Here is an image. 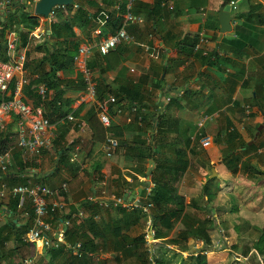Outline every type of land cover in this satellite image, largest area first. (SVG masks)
I'll return each instance as SVG.
<instances>
[{"label": "crops", "instance_id": "obj_1", "mask_svg": "<svg viewBox=\"0 0 264 264\" xmlns=\"http://www.w3.org/2000/svg\"><path fill=\"white\" fill-rule=\"evenodd\" d=\"M125 1L108 0L106 6L104 0H74L72 10L68 11L65 6L57 9V21L70 22L73 37L79 44L89 41L94 45L115 30L112 20L116 19V7ZM167 1L136 0L133 11L141 14L144 21L128 24L127 31L133 40L121 42L105 56L94 47L87 57L90 79L98 91L95 99L116 98L108 111L112 129L102 133L100 127H96L95 139L88 122L94 121L93 114L99 120L94 99L89 97L83 72L73 59L68 68L56 72L58 83L53 82L59 88L55 103L57 108L60 107L58 110L47 102L53 99L55 90L47 88L38 74L25 69L26 83L21 98L31 108H42L43 115L50 121V143L39 157L28 154L10 137L20 127L18 115L14 112L5 114L0 126V140L6 141L7 149L12 150L15 164L3 170L0 183L9 187L19 183H40L58 190L56 197L63 207L47 217L54 228V239L58 234L63 237L57 247H66L72 256H76L73 252L76 243L94 240L102 246L90 252L91 264H99L101 260L109 264L114 260L109 249L114 238L111 222L123 216V211L131 213L135 210L144 214L140 221H136L133 215L128 219L130 223L128 220L122 223L121 230L133 237L141 235L150 249H155L154 244L151 245L153 241L186 240L177 244L166 243V246L190 255L204 246L192 230L205 227L211 238V246L204 252L207 264H230L233 260H240L238 257L248 261L254 254L252 250L260 260L253 248L256 240L241 251L238 246L244 240H223L221 245H224L225 253L233 252L234 258L228 260V254L215 249L212 231L221 224L238 235L243 225L252 227L251 222L241 218L244 210L253 212L255 217L262 214L256 202L245 204L238 197L246 195L245 190L242 192L245 186L241 182L250 189L258 181L264 189V31L260 30L264 29V0H235L237 8L230 11L231 31L222 35L218 12L223 0H173L171 9L162 5ZM251 4L259 7L252 8L250 13ZM79 7L92 16L97 14V22L91 21L89 27L86 23L88 17H75ZM100 7L112 16L110 23H99L100 11L97 10ZM51 22L40 16L38 24L26 36L16 31L20 27L13 25L7 32L6 41L9 37L14 39V53L25 50L31 59L40 57L43 50L42 53L36 51L34 46L49 37ZM97 27L101 30L99 35L93 32ZM236 27H239V33ZM187 38L197 39L199 48L181 55L180 50ZM200 38L204 40L199 41ZM50 41L60 44L58 39ZM209 52H215L219 57L207 62L204 54ZM12 59L13 52H8L6 45V57L2 60L0 55V61L10 62ZM44 66L45 69L49 67L46 62ZM46 77L53 80L50 75ZM13 83L9 84L5 97L0 94V101L9 97ZM40 83H44L49 96L43 103L41 99L38 101ZM157 101L159 106L155 107ZM70 114L73 120L67 118ZM200 120L202 126L197 127ZM79 122H84L83 130L79 129ZM103 128L106 129L104 125ZM229 132L236 133L229 146L237 147L239 142L248 146L240 148L236 153L238 159L232 161V156L227 155L226 136ZM201 135L211 138L210 146L200 145L198 138ZM107 136L118 141L110 156L103 150ZM150 145L154 147L152 156L147 149ZM180 150L185 152L187 166L173 187L183 202L177 198L156 201L151 191L154 187L152 175L175 164V153ZM228 161L233 163L229 165ZM64 182L67 183L66 190L61 187ZM118 188L123 192L121 195L116 193ZM109 194L121 196L128 203L138 201L139 205L131 208L111 206L108 209L109 206L102 202ZM9 198L0 203H6ZM87 201L90 205H86ZM229 201L232 204L227 206ZM17 208L13 213L5 205L0 206L3 263L21 264L19 252L23 250L29 253V264H46L48 260L51 263V252L47 250L52 248L44 251L40 243L26 242L24 234L22 240L15 239L16 231H22L25 226L29 228L33 223L32 217L25 215L26 210H31L28 202L25 209L18 205ZM80 211L82 216L78 215ZM89 215L100 232L91 231L84 222ZM65 218L69 219L66 226L62 223ZM157 230L166 235L156 237ZM248 248L245 256L243 250ZM36 255L39 257L35 262ZM54 259L59 264L63 261L59 257Z\"/></svg>", "mask_w": 264, "mask_h": 264}, {"label": "trees", "instance_id": "obj_2", "mask_svg": "<svg viewBox=\"0 0 264 264\" xmlns=\"http://www.w3.org/2000/svg\"><path fill=\"white\" fill-rule=\"evenodd\" d=\"M33 3H34V0H9V4L7 5V10H5L4 13L1 12L2 14H0V55H1L2 60H4L6 57V35H7V32L11 30L12 26L15 25L17 26V28L20 27L21 29L19 30L16 29V31L17 32L19 31L22 36H26L25 34H27L30 31V29H32L38 24V19L40 16L34 15L33 12L31 11V6ZM104 3L107 6L108 0H104ZM258 7H259L258 5L253 6V4H251L249 12L252 8L256 9ZM72 8H73V4L65 6V9H67L68 11L72 10ZM123 8H124V3L120 5V9L123 10ZM103 10H105L104 7H100L98 8L97 11L101 12ZM74 15L75 17H78V16L88 17L89 19L86 22L87 24L93 20L97 22V14L96 15L94 14V16H92L93 15L92 13L90 12L86 13L84 10H82L81 7H79L77 11H75ZM119 20L120 18L119 19L116 18L112 20L114 27L118 26ZM108 23H110V20L108 21ZM88 25L89 27L92 26V24H88ZM240 27L244 28V25L240 24ZM50 28H51V34H49V37L47 36L48 38L46 40L39 41L34 46L36 51H41L42 53V50H43L42 56L31 59L30 55L27 54L24 67L26 70H30L31 73L38 74L41 80L45 82L47 88H53L55 90L53 99L47 102L49 104L50 103L53 104L55 109L58 110L60 107L58 106L57 108L55 103L57 102L59 98L57 97L59 96L58 95L59 88L57 85L53 83L54 81L58 83L56 72L63 68H66V67L68 68L71 65L73 56L78 49L79 43L73 37L72 25L70 24L68 20L64 22L53 21L50 24ZM236 28L238 29L239 27H236ZM260 30L264 31V29H260ZM238 33H239V29H238ZM238 33L237 35H239ZM62 35H65V36L63 37ZM52 38L58 39L60 44L58 45L57 43H53L52 41H50V39ZM186 40H187L186 44L183 45L182 49L180 50L181 55L191 53L197 41V39L189 40V38H187ZM23 42L25 43L24 40ZM218 57L219 56L215 55V52H209L207 54H204L205 61L207 62H209L212 58H218ZM44 62L48 63V66H49L48 69H45ZM88 67L90 68L89 64H88ZM46 75H50L53 78V80L51 81L50 79H48ZM98 97L101 98L99 95ZM39 100L40 98L38 97V101ZM131 101L132 100L130 99V102ZM154 106L158 107L159 101L155 102ZM62 115L63 114H61V116ZM92 117L94 121L89 120L88 122H89V125L91 126V129L93 132L92 136L94 137V139H95V134H97L96 127H100V132L102 133L104 132V130L106 131V130L112 129L110 124L108 126H105L106 129H104L103 124L100 122V120H98L95 117L94 114L92 115ZM201 137H203V135H201L198 138V141ZM234 138H236V133L229 132L227 134L226 143L228 142V146L231 144L230 142ZM240 148H248V146L246 145L245 142H239L237 147L236 145H234V146H229L227 148V155L232 156L231 161L233 160V158L238 159L236 158L237 156L236 153L238 152ZM6 149H7L6 141L0 140V153L4 152ZM147 149L149 150L148 151L149 156H152L154 154V150H153L154 147L150 145L149 148ZM175 155L177 158V161L175 164H172L171 166L169 165L168 170H166L163 167L162 168L163 171H159V172L156 171L152 175L154 187L151 191L153 194L152 197L156 201H169V200H173L177 198L179 202L181 203L183 202L182 198L177 196V194H175L176 189L173 187V183L177 181L178 176L186 169L187 160L185 159L184 150H180L178 153H175ZM228 164H229V161H228ZM120 189L121 188L116 189V193L118 195H121L123 193L121 192ZM141 204L144 205L143 202ZM2 205H5L9 211L16 213L17 212L16 209H18L17 208V197H10L6 203L1 202L0 206ZM86 205H90V202L87 201ZM93 205L96 206V204H93ZM109 208L111 209V205L108 207V209ZM122 214L123 216L111 222L114 238L110 243L109 249L116 263L125 264L124 261L126 259L129 260L130 258H133L131 261L134 264H170V259L165 257V253L163 251H158L156 249L148 248V246L146 245L141 235H137L133 237V236H130L122 232L121 230L122 223L124 224V222L127 221L129 217L134 215L135 217L134 219L139 222L140 218L144 214H141V212H139L138 210L132 211L131 213L123 211ZM84 222H87L88 227L90 228L91 231H96V232L101 231L99 230L98 228L99 226L97 225V223L93 220V218H91L90 215L85 218ZM127 223H130V221L128 220ZM211 224L213 225V222ZM27 229L28 227L25 226V229L22 228V231H16L17 234L15 235V239L22 240L21 239L22 235ZM204 229L205 227L203 229L198 228V229L192 230V233H194L195 237L203 241L204 246L199 251L195 253L194 252L191 253L188 256V258L183 259L182 257L181 260L184 261V264L186 263L187 264H207V259H206V255L204 252L206 251L207 247L211 246V238L208 232ZM156 232H157L156 237L158 238L164 237L166 235L165 233L159 232V230H157ZM101 237H104V235ZM82 241L83 242L81 243L79 247L80 254L76 256H72V254H70L71 253L70 249L66 247L63 248L62 246L57 247V248L52 247V249H48L47 251L51 252L50 253L51 259H54L55 257H59L60 259H62L63 261L60 262V264H91L92 261H91V256L89 255L90 252L96 251L97 248L102 245L94 243V240H82ZM182 241L184 242L186 240H177V239L165 240V242L168 244H177ZM0 244H2V241H0ZM253 248H255L258 254L264 258V230H263V233H261L258 239L254 242ZM248 250L249 248L243 250V254L245 256L247 255ZM3 254H4L3 252L2 253L0 252V264L4 260L3 257L5 254L4 255ZM99 264H106V262L101 260Z\"/></svg>", "mask_w": 264, "mask_h": 264}, {"label": "built area", "instance_id": "obj_3", "mask_svg": "<svg viewBox=\"0 0 264 264\" xmlns=\"http://www.w3.org/2000/svg\"><path fill=\"white\" fill-rule=\"evenodd\" d=\"M136 0H126L124 3L123 10H120V6L116 7L118 10L115 14L116 18L119 19V24L114 31L101 38L98 42L93 43L85 41L79 44L76 54L73 56L74 63L83 72L86 84L87 92L89 97L94 99L95 109L99 120L104 126H108L111 122L109 116V106L116 101L114 96H109L105 99H95L96 91L95 85L90 79V70L87 66L86 59L95 47L97 51L102 54H108L111 50L124 41H132L133 37L127 31V26L129 23L141 24L144 19L141 14H136L133 11V4ZM230 4V11L236 10L237 4L235 0H228ZM9 0L0 1V12L7 10V5ZM167 8L171 9L173 7V0H168L162 4ZM59 5L52 7L47 16H42L44 20L48 23L53 21L56 17L57 9ZM112 16L107 11H101L99 13V23L105 25L111 20ZM39 29H36V31ZM94 34H101L100 27L94 29ZM204 38H200L199 41H203ZM8 52H13V59L10 62L0 61V94L5 97L9 84L14 81L11 94L9 97L4 98L0 101V126L5 114L14 112L18 115L20 120L19 129L11 133L10 137L16 140L19 147L23 148L25 152L31 155L40 156L41 151L50 143V121L42 113V108L39 106L37 108L29 107L21 98L22 87L26 83L24 76L25 72V61L26 52L25 50L18 51L14 53L15 43L13 38H8L6 41ZM199 45L196 44L194 49H198ZM38 94L41 99V103L49 99L48 90L44 83L38 85ZM69 120H73L72 114L68 115ZM203 121L200 120L197 127L202 126ZM85 124L84 122H79L78 127L83 130ZM191 139H194L192 136ZM199 143L202 147H208L211 145L212 140L209 136H203L199 139ZM118 145L117 139L112 136H107L104 144L103 150L107 156L112 154V151ZM76 153L73 154V157ZM15 164L14 154L11 149H7L0 153V175L7 168V166ZM63 190H66L67 183L61 185ZM59 194L58 190L51 189L47 185L36 183V184H15L11 187L7 186L4 182L0 183V201L7 199L9 197H17V205L19 207H24L28 202L31 210L25 211V215L31 216L33 219L32 225L24 233V240L33 244L40 243L43 248L57 247L59 242H63V237L58 234L54 239V228L51 222L47 219L48 214L54 213L62 209L63 204L56 197ZM104 206H114V207H137L139 205L138 201L134 203L126 202L121 196H116L114 194H109L107 198H104L102 202ZM79 216L83 215V212H78ZM63 225L69 223V219L62 220ZM80 243H76L73 246L75 252L74 254L79 255ZM25 263H31V259L24 260ZM5 264V263H1Z\"/></svg>", "mask_w": 264, "mask_h": 264}, {"label": "rangeland", "instance_id": "obj_4", "mask_svg": "<svg viewBox=\"0 0 264 264\" xmlns=\"http://www.w3.org/2000/svg\"><path fill=\"white\" fill-rule=\"evenodd\" d=\"M55 21H57L59 19L55 17ZM242 186H245V188L243 189V193L246 191V195L244 197H238L239 200L241 202H245L248 203V201H253L252 203L256 202V207L258 208V210H260L262 212V214H260L259 216L255 217L253 212H248L246 210L243 211L242 213V220H246L247 222H251L252 227H244V225L239 229V233L238 235L234 234V230H229L226 229L224 226H222L221 224H218L216 228H213L212 234H213V240H214V247L215 249H217L218 251H220V253H224L225 255L228 254V260L232 261V259L234 258L233 256V252H227L225 253V251L223 250L224 245H221V242H223V240H244L245 242H243L240 246H238L239 244L237 243L238 246V251H241V249H244L246 246L249 247V245L254 241L257 240L258 237L260 236L261 233H263L264 230V189L263 187H260L258 183V181H255L254 183V188H249V186L246 183L241 182ZM251 184V183H250ZM248 186V187H247ZM245 190V191H244ZM241 192V194H242ZM248 198V200L246 199ZM232 201L228 202V205H231ZM238 205V202H237ZM255 207V208H256ZM250 224V223H248ZM250 226V225H249ZM227 237V238H226ZM154 242V241H153ZM151 243L154 244L152 245L153 248H157L158 251H163L165 253V257L170 259V264H184V261L181 260L182 256L183 259L188 258L189 256V252H181L179 251L176 247L173 246H166V242L165 241H161V243ZM239 242V241H238ZM233 250V249H232ZM254 252V254L251 255V258L249 257V260L246 261V259H243V257H238L240 258V260H233L230 264H247V262L251 263V264H264V258L260 256V260L258 259V255L257 253H255L254 250H252ZM251 251V252H252ZM177 252V253H175ZM106 253V252H104ZM175 253V254H174ZM28 252H25L24 250L19 252V261L21 264H25L24 263V259H28ZM39 255H36L35 258V262L37 261ZM18 259V258H16ZM133 258H130L129 260L126 259L124 262L125 264H134L132 263ZM46 264H59V261L57 259H53V261L50 263V261H46ZM109 264H116V262L114 260H111L109 262Z\"/></svg>", "mask_w": 264, "mask_h": 264}, {"label": "water", "instance_id": "obj_5", "mask_svg": "<svg viewBox=\"0 0 264 264\" xmlns=\"http://www.w3.org/2000/svg\"><path fill=\"white\" fill-rule=\"evenodd\" d=\"M74 0H36L32 7V12L36 16H47L52 9V7L67 6L72 5ZM14 11V9H13ZM218 19L220 22V35L231 31V19L232 15L230 13V4L228 0H223L218 12ZM220 37V36H219ZM261 129V126L258 127V130ZM258 132H256L257 135ZM45 251V248H43Z\"/></svg>", "mask_w": 264, "mask_h": 264}]
</instances>
